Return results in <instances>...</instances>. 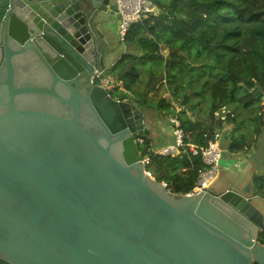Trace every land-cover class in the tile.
<instances>
[{
	"label": "water",
	"instance_id": "1",
	"mask_svg": "<svg viewBox=\"0 0 264 264\" xmlns=\"http://www.w3.org/2000/svg\"><path fill=\"white\" fill-rule=\"evenodd\" d=\"M108 10L0 0V264H264L251 199L173 196L144 173L147 115L92 83Z\"/></svg>",
	"mask_w": 264,
	"mask_h": 264
},
{
	"label": "trees",
	"instance_id": "2",
	"mask_svg": "<svg viewBox=\"0 0 264 264\" xmlns=\"http://www.w3.org/2000/svg\"><path fill=\"white\" fill-rule=\"evenodd\" d=\"M150 1L161 14L130 27L122 42L125 51L107 70L135 96L112 87L115 97L155 112L143 104L151 99L202 123L219 125L223 117L264 151V0ZM181 128L185 143L206 146L213 137L211 129L187 119ZM137 139L140 154L152 156L149 171L157 182L173 196L192 191L203 167L199 157L186 147L175 157L153 156V139L142 134ZM227 149L246 148L230 141ZM253 190L264 199V172L255 174ZM257 241L264 246V231Z\"/></svg>",
	"mask_w": 264,
	"mask_h": 264
},
{
	"label": "crops",
	"instance_id": "3",
	"mask_svg": "<svg viewBox=\"0 0 264 264\" xmlns=\"http://www.w3.org/2000/svg\"><path fill=\"white\" fill-rule=\"evenodd\" d=\"M112 3L114 5L115 0H112ZM119 20L120 19L117 10L116 11L108 10V12L105 14L104 17L98 19L96 24L98 28V32L108 44V47L105 51V59H104L105 71L109 70V68L119 59V57L123 53V52L121 53L120 51L122 48L120 49L118 46L115 45L114 42L109 41V37L112 31H116L118 35ZM118 41L119 43H121V41L119 40V36H118ZM98 78L101 77L98 76ZM112 87H116V86H112ZM118 90L119 91L123 90V87L122 89H118ZM121 92L129 95V93L124 92V90ZM152 103L153 104L151 105V107L155 109L157 113H160V115L158 114L157 116L158 120L160 121L166 118V121L168 122V115L170 116V114H173L174 112L171 109L162 108L158 106L155 102ZM183 118L184 120L187 119L188 122H192L201 127L211 129L212 132L218 130L221 131L222 133V139H221V148L223 152L222 160L220 164L218 178L212 185L211 192L214 193L215 195H218L227 190L235 191L236 193L242 195L243 197L251 199L252 203L254 202L253 205L257 209H259L257 207L258 205L261 204L264 205V199H262L259 196H254V190H253V178L255 174H262L264 172V151L261 148H259L256 143H253L249 139L244 138L237 131H234L232 125H227V124L217 125L211 123H202L199 122L198 120L193 119L192 117L188 119L187 117L183 116ZM160 129H163L162 126L159 128V130ZM158 131L157 132L153 131V128H151L150 136L153 139L152 151L159 150L171 144L173 141L172 137L171 139L165 138L164 140H162V138H159V136H157ZM168 133L171 134V126ZM230 141H235L239 144H242L246 149L244 151L231 152L227 149ZM224 155L225 158H223Z\"/></svg>",
	"mask_w": 264,
	"mask_h": 264
},
{
	"label": "built area",
	"instance_id": "4",
	"mask_svg": "<svg viewBox=\"0 0 264 264\" xmlns=\"http://www.w3.org/2000/svg\"><path fill=\"white\" fill-rule=\"evenodd\" d=\"M115 5L120 19L118 36L121 42H123L126 33L133 24L149 16L161 14V10L153 5L150 0H115ZM219 112L224 113V108L220 109ZM183 116L188 119L191 118V116L180 114L177 111L170 114V116L168 115L173 141L171 144L159 150L152 151V154L153 156L160 157H175L186 147L192 157H199L203 167L198 171V177L192 191L186 194V196H196L211 191L212 185L218 178L223 154L221 148L222 133L218 130L213 132V137L208 140L206 146L185 143L186 134L181 128V122L184 119ZM220 119L221 124L225 125L224 118L221 117ZM137 141L141 142L138 139ZM141 156L144 173L148 177L155 179L149 171V166L152 164V156L149 154ZM161 183L167 189V185L164 182Z\"/></svg>",
	"mask_w": 264,
	"mask_h": 264
},
{
	"label": "rangeland",
	"instance_id": "5",
	"mask_svg": "<svg viewBox=\"0 0 264 264\" xmlns=\"http://www.w3.org/2000/svg\"><path fill=\"white\" fill-rule=\"evenodd\" d=\"M109 41L110 42H114L115 45L118 46L120 49L122 48L120 50L121 53L125 51V48H124L123 44H121L122 42L119 43V41H118V35H117L116 31H112V33H111V35L109 37ZM107 75L109 76V74L105 70L103 72L99 73V76L102 77V79H101L102 84H104L108 88H111L114 85L109 81ZM134 95L135 94L132 91L129 90V96L133 97ZM143 104L151 107V105L153 103H151V99H145V100H143ZM143 109L148 112L147 120H148V123L151 126V128H153V131L157 132L159 130V128L162 126L163 129H160L158 131V135L157 134L156 135L159 136V138H162V140H164L165 138L166 139H168V138L171 139L172 135L168 133V131L170 129V125L166 121V118L159 121L157 116H158V114L160 115V113H155V112H157L156 110H155V112H153V111H151L149 109H146V108H143ZM168 113H170V112H168ZM149 137H151V136H149ZM156 138H154V139H156ZM223 158H225V155H224ZM152 169H153V165H151L149 167V170H152ZM253 204H254V202H253ZM257 207L259 208V210L264 212V205L263 204L258 205Z\"/></svg>",
	"mask_w": 264,
	"mask_h": 264
},
{
	"label": "flooded vegetation",
	"instance_id": "6",
	"mask_svg": "<svg viewBox=\"0 0 264 264\" xmlns=\"http://www.w3.org/2000/svg\"><path fill=\"white\" fill-rule=\"evenodd\" d=\"M30 66L33 67V68H35V64H33V63H31ZM37 69H38V67H37ZM40 72H41V71H40ZM23 73H24V71L20 68V71L18 72V76L22 78V77H23ZM98 79H99L98 77H95V78L92 79V83H93V85H99V86L104 87V88L107 90L109 96H110L113 100H115V101H123V100H120L119 98L115 97V95H114L115 93H113V92L111 91L110 88L104 86V85L101 83V81L99 82ZM83 82H84V81H83ZM139 110L142 111L144 114H146V115L148 116V112H147L146 110H144L141 106H139ZM147 123H148V120H147ZM148 124H149V123H148ZM140 135H141V134H139V135L137 136V138H138ZM139 153H140V152H139Z\"/></svg>",
	"mask_w": 264,
	"mask_h": 264
},
{
	"label": "bare ground",
	"instance_id": "7",
	"mask_svg": "<svg viewBox=\"0 0 264 264\" xmlns=\"http://www.w3.org/2000/svg\"><path fill=\"white\" fill-rule=\"evenodd\" d=\"M108 76V75H107ZM109 81L116 86L118 89H122V82L121 81H116L112 77L108 76Z\"/></svg>",
	"mask_w": 264,
	"mask_h": 264
}]
</instances>
